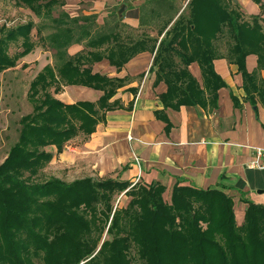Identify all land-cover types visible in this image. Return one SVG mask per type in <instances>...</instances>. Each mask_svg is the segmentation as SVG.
I'll use <instances>...</instances> for the list:
<instances>
[{"label": "trees", "instance_id": "1", "mask_svg": "<svg viewBox=\"0 0 264 264\" xmlns=\"http://www.w3.org/2000/svg\"><path fill=\"white\" fill-rule=\"evenodd\" d=\"M8 1L50 22L45 41L55 63L30 82L27 100L32 111L19 120L18 140L0 165V264H264V206L241 192L246 210L238 227L231 199L221 186L201 190L177 181L167 205L161 197L166 188L159 183L133 187L116 179L33 183L68 142L80 134L87 140L105 113L121 108L112 99L124 81L93 74L92 65L106 60L119 71L146 51L147 44L153 52L155 44L147 36L131 44L116 32L92 34L88 25L92 17L70 18L60 11L53 18L54 9H61L66 0ZM188 9L165 33L150 68L158 74L157 81L167 85L160 97L163 104L173 108L202 104L205 89L215 102L223 84L212 68V42L223 35L230 38L228 57L238 68L244 91L259 93L255 76L245 69L250 55L264 69L259 19L245 22L233 0H190ZM34 28L32 22L0 27V74L16 68L34 50ZM82 42L87 51L69 57L68 48ZM18 43L19 50L10 56V45ZM195 62L202 87L185 70ZM62 86L86 87L102 95L95 103L65 105L54 97ZM121 195L128 201L119 208L116 200ZM132 246L136 257L130 255Z\"/></svg>", "mask_w": 264, "mask_h": 264}, {"label": "crops", "instance_id": "2", "mask_svg": "<svg viewBox=\"0 0 264 264\" xmlns=\"http://www.w3.org/2000/svg\"><path fill=\"white\" fill-rule=\"evenodd\" d=\"M189 1L66 0L58 8L70 18L92 17L88 24L92 34L116 32L123 42L131 44L147 36L154 39L155 49L150 52L151 44H147L146 51L134 56L119 71L106 60L92 65L93 74L124 81L112 99L119 101L121 108L105 113L87 140L80 134L65 145L61 154L53 155L49 168L54 171V179H116L131 186L159 183L166 190L177 181L181 186L201 190L221 186L227 193L241 192L252 203L264 206V171L248 169L254 150L264 149V69L258 68L257 57L250 55L245 59L246 72L255 76L259 88V93L248 94L237 66L228 57L230 38L218 36L212 42V68L223 86L216 91L215 102L211 103L206 89L203 103L195 106L173 108L160 100L167 85L157 81L158 74L150 68L159 43L178 17L186 14ZM259 2L233 0L244 21L251 23L252 18L260 17L264 29V0ZM2 7L7 11L11 8ZM122 7L124 11L119 15ZM12 13L17 14L20 25L34 24L41 49L35 46L17 64L28 72L38 67L36 76L45 66L55 63L54 52L46 46V35L40 32L46 19L23 7H16ZM52 17H56L54 11ZM84 44L70 46L67 55L86 52ZM172 61L179 64L175 58ZM185 70L202 87L199 65L195 62ZM101 95L86 87L62 86L54 97L65 105H73L95 103Z\"/></svg>", "mask_w": 264, "mask_h": 264}, {"label": "rangeland", "instance_id": "3", "mask_svg": "<svg viewBox=\"0 0 264 264\" xmlns=\"http://www.w3.org/2000/svg\"><path fill=\"white\" fill-rule=\"evenodd\" d=\"M11 6L9 11L3 9V7ZM188 7V5H187ZM3 9V10H2ZM16 10V7L9 2L8 0H0V27H15L20 25L22 22L19 18H16L18 12L12 13V10ZM5 10V11H4ZM60 10L57 8L54 10V16H57ZM189 9L187 8L186 14H182L184 17L188 14ZM241 13V12H240ZM24 15V14H21ZM242 19L245 18L242 16ZM258 18L261 21L260 17ZM247 19H250L247 17ZM253 19V18H252ZM27 22V20H25ZM246 22V21H245ZM45 27L40 31L42 34L47 36L51 32V28L49 27L50 22L44 21ZM32 41L36 47L41 49V45L37 43V38L35 36V31L32 32ZM45 36V37H46ZM45 45V44H44ZM42 45V49H46L45 46ZM19 50L18 44H11L9 47V55L12 56ZM38 71V67H32L31 70L24 71V68H20L19 64H17V68L15 70L6 71L0 74V165L4 162L5 158L8 155L11 147L15 145L18 140V131H19V120L28 114L31 113L32 108L30 103L27 100V92L29 89L30 82L34 79L36 72ZM84 98H88L85 97ZM50 165L48 164L44 169H47L43 172L41 170L37 177L33 180V183H43L50 179H54V171L50 170ZM56 171V170H55ZM72 178L69 180L62 179L61 182L63 184H71L74 181ZM60 181V180H59ZM98 181V180H95ZM135 185H145L142 183H138ZM133 185V186H135ZM131 186V187H133ZM137 189V188H136ZM172 188L168 189L161 196L163 201L169 205L170 197H171ZM227 196L231 199L232 202V210L234 215V221L236 226H241L243 224L244 212L246 210V206L243 204V196L236 192L227 193ZM128 201L127 198L121 195L116 200V204L119 208H122L126 205ZM106 231L104 232L102 239L105 238ZM130 255L132 257H136L135 248L131 247Z\"/></svg>", "mask_w": 264, "mask_h": 264}, {"label": "built area", "instance_id": "4", "mask_svg": "<svg viewBox=\"0 0 264 264\" xmlns=\"http://www.w3.org/2000/svg\"><path fill=\"white\" fill-rule=\"evenodd\" d=\"M250 170L264 171V149H255L252 161L248 165ZM135 185L132 184V186Z\"/></svg>", "mask_w": 264, "mask_h": 264}, {"label": "water", "instance_id": "5", "mask_svg": "<svg viewBox=\"0 0 264 264\" xmlns=\"http://www.w3.org/2000/svg\"><path fill=\"white\" fill-rule=\"evenodd\" d=\"M123 11H124V7H122V9L118 12V14L121 15Z\"/></svg>", "mask_w": 264, "mask_h": 264}]
</instances>
